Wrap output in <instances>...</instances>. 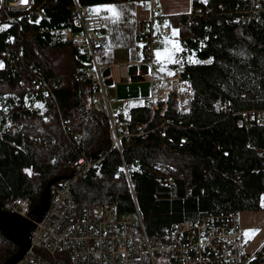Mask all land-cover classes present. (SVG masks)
Returning <instances> with one entry per match:
<instances>
[{
    "label": "trees",
    "instance_id": "16d2710c",
    "mask_svg": "<svg viewBox=\"0 0 264 264\" xmlns=\"http://www.w3.org/2000/svg\"><path fill=\"white\" fill-rule=\"evenodd\" d=\"M78 1L96 6L138 0ZM192 1L191 12L169 15L183 43L174 65L191 90L170 91L165 110H152L146 102L119 112L133 132L123 138L121 151L112 142L110 116L90 100L99 89L86 71L90 60L65 33L81 29L72 19L76 0H32L14 8L0 0V117L4 95L26 93L17 85L9 59L13 51L18 63L37 65L57 82L53 105L33 109L22 97L12 106L13 118L27 127L18 133L6 129L0 137L2 204L22 195L37 207L49 182L62 177L72 181L79 209L139 208L155 236L174 222L209 213L264 209V122L250 117L264 112V0ZM190 56L200 63H190ZM138 124L147 133L138 134ZM37 126L46 137L31 138ZM76 133L83 135L82 145L74 140ZM81 151L96 161L84 175L72 165ZM159 160L180 168L176 183L156 168ZM19 248L0 229V264ZM257 259L264 261V244Z\"/></svg>",
    "mask_w": 264,
    "mask_h": 264
},
{
    "label": "built area",
    "instance_id": "2783aa9c",
    "mask_svg": "<svg viewBox=\"0 0 264 264\" xmlns=\"http://www.w3.org/2000/svg\"><path fill=\"white\" fill-rule=\"evenodd\" d=\"M4 2L8 8H14L28 7L32 0ZM137 3L151 12L149 19L138 29V39L144 46L140 60L121 63L104 60L109 52L104 41L107 11L93 14L89 9L95 5L76 0L72 19L81 29L65 30L68 39L80 47L90 60L87 74L99 86L90 100L110 116L112 142L121 151L123 138L130 137L133 132L127 119L111 109L106 80L111 79L114 83H132L134 80L150 83L151 92L146 100L152 110L160 106L165 110L169 92L177 90L164 74H160L161 63L155 57V50L162 45L161 37L167 34H163V30L172 33V29H175L172 20L162 12L163 4L159 0H143V3L138 0ZM165 23L170 27H165ZM158 24H162L163 30L157 28ZM17 55L13 51L9 59L14 65L13 70L18 72L17 85L26 93L25 97L14 92L4 95L7 103L4 105L6 111L0 117V137L4 136L6 129L18 133L27 127V122L13 118L10 112L14 103H22V97L30 108L37 110L47 102L52 105L57 102L56 80L46 76L37 65L24 67V64L17 62ZM106 68H109L108 74L105 73ZM172 77L179 79L181 74ZM178 98L182 105L188 104V98L181 95ZM250 115L264 122V112L254 111ZM137 128L138 134L147 133L144 124H138ZM46 135L44 128L37 126L31 138L41 139ZM82 136L76 133L73 138L82 145ZM95 163L92 157L81 151L73 159L72 165L79 174L84 175ZM130 166L125 159L124 169L132 183ZM155 166L167 174L169 182L176 183L175 176L180 174V168L164 160L156 161ZM51 186L50 206L40 219L36 218L28 197L18 195L3 204L4 209L35 221L30 237L32 246L16 264H264V261L257 259L258 251L252 252L247 248L248 239L244 233L241 211L209 213L197 219L177 221L165 226L161 234L155 236L148 232L139 208L137 211L120 212L114 205L97 204L79 209L70 179H60ZM132 187L135 193L134 183Z\"/></svg>",
    "mask_w": 264,
    "mask_h": 264
},
{
    "label": "rangeland",
    "instance_id": "374dc122",
    "mask_svg": "<svg viewBox=\"0 0 264 264\" xmlns=\"http://www.w3.org/2000/svg\"><path fill=\"white\" fill-rule=\"evenodd\" d=\"M106 5V4H105ZM107 5H116L118 10L120 11L121 15L118 20H115L111 17V13L107 11L105 18L107 20L106 24V29L105 32H108V34H111L112 36V42L111 44L108 43L109 52H108V59L109 60H114L120 63L121 61L124 62V60L131 59L132 57L134 58H142V54L144 51V46L141 43V41L136 38L137 34L136 29L133 27L134 24V16H135V10L138 8V3H135L134 1H128L122 4L116 3V4H107ZM97 6H103L102 4L96 5ZM135 9V10H134ZM134 13V15H133ZM177 29V28H175ZM163 30V29H162ZM179 30V29H177ZM167 33L166 35H163L161 37L162 39V47H158L155 50V57L157 58V50L160 52V57H159V62L160 64V71L161 69H165L168 65L172 69L170 72L173 74H177V68L173 66L178 60L175 57V53L177 51L174 50L173 44L178 43L181 48H183V43H181V40L179 37L175 38L171 43L165 44L164 40L166 37H171L172 33L165 32L163 30V34ZM176 59V62L173 64H170L172 61ZM180 61V60H179ZM109 68L105 69V73L108 74ZM163 74V71L160 72V74ZM124 83V82H122ZM173 83V87H176L178 90L182 92L190 91L191 86L188 84V82L182 81L180 79L179 83L174 81L170 82ZM107 87V96L109 101H111V109L115 114H118V112L122 110H127V108L133 106L137 101L136 100H125L123 94V90L121 87H119L118 84L114 85H108L106 84ZM138 101H143L142 99H137ZM264 203V199H263ZM246 214H249V212H242L241 213V220L244 228V233L246 234L248 230L250 229H258L259 231L255 232L254 234H248L246 237L248 238L247 241V248L250 249L252 252H257L261 248L262 240L263 237L262 235L264 234V221H257L255 220L256 224L248 226L247 222H253L250 219L246 220ZM247 225V226H246ZM246 226V227H245ZM250 238V239H249Z\"/></svg>",
    "mask_w": 264,
    "mask_h": 264
},
{
    "label": "crops",
    "instance_id": "0c3cea01",
    "mask_svg": "<svg viewBox=\"0 0 264 264\" xmlns=\"http://www.w3.org/2000/svg\"><path fill=\"white\" fill-rule=\"evenodd\" d=\"M159 1L163 4L162 12L164 14H166L167 16L174 15V14H180V13H188V11L191 12L193 10V7H194V2L192 0H159ZM134 13H135V16H134L135 18H134L133 27L136 29V31H138V29L141 26V24L144 23L147 20V18L149 19L151 12H150L149 8H147V7L138 6V8L135 10ZM157 26H158L157 27L158 29L162 30V28H163L162 24H158ZM138 33H139V31H138ZM138 33L136 32V34H137L136 38H138V36H139ZM104 35H105V39H104L105 44H106V46H108V43L111 44V42H112V39H111L112 36H111V34H108V32H105V31H104ZM164 35H166V34H164ZM109 48L110 47L108 46V50H109ZM179 52L180 51H177L175 53V57H176V59L178 61L181 59V57H179ZM108 57L109 56L107 54L106 58L104 60L108 61L109 63L110 62H117V61H114V60H109ZM135 59L136 60H140L142 58H137V57L134 58V57H132L131 59L124 60V62L133 61ZM176 59L174 61H176ZM173 63L174 62H171L170 64H173ZM173 66H175V65H173ZM171 69L172 68L169 67V65H168L163 70V74H164L165 78L168 79L169 83L170 82H174V81L179 83L180 78L178 79V78H173L172 77V76L179 75L178 72H177V74H173V75H169L168 74ZM106 84H108V85L118 84L119 87H121V89L123 90V94L122 95L124 96L125 100H131L132 99V100H136L137 101L135 104H133V106L127 108V110L120 111V112H124V113H128V111L134 106H138V105H142V104L146 103L147 102V100H146L147 96L151 92L150 83L139 81V80H134L132 83H129V82L114 83L111 79H108V80H106ZM170 84L173 85V83H170ZM173 86H175V85H173ZM173 88L177 89L176 87H173ZM137 99H142L143 101H138ZM243 212H249V214L245 215L246 216V220L250 219V220L253 221V222H247L248 226L256 224L255 220L252 219L253 217H254V219H256L259 222L260 221H264V209H261V210H246V211H243ZM262 237H263V239H261L262 240L261 248H262V245L264 244V234L262 235Z\"/></svg>",
    "mask_w": 264,
    "mask_h": 264
},
{
    "label": "water",
    "instance_id": "95a60500",
    "mask_svg": "<svg viewBox=\"0 0 264 264\" xmlns=\"http://www.w3.org/2000/svg\"><path fill=\"white\" fill-rule=\"evenodd\" d=\"M61 178L62 177H57V179H52L49 182L47 192H45L44 198L42 199V204L33 208V212L37 219H40L44 215L48 206H50V197L52 192L51 185ZM34 226V219L30 220L28 217L6 210L0 202V229L3 230L9 238L20 245L18 251H16L5 264L18 263L23 258L27 250L30 249L32 246L30 237Z\"/></svg>",
    "mask_w": 264,
    "mask_h": 264
},
{
    "label": "snow or ice",
    "instance_id": "6c2138e0",
    "mask_svg": "<svg viewBox=\"0 0 264 264\" xmlns=\"http://www.w3.org/2000/svg\"><path fill=\"white\" fill-rule=\"evenodd\" d=\"M141 2L143 3V0H141ZM89 11L91 13H93V14L99 13L101 11H108V12L111 13V17L114 19V21L115 20H118L120 18V15H121V13L118 10V8H117L116 5L97 6V7H94V8L89 9ZM133 15H134V13H133ZM165 27H170V25H168L167 23H165ZM178 34H179V30L172 29L171 37H166L165 40H164V43L165 44L171 43L173 40H175V38L178 37ZM141 47H143V45H141ZM173 48H174L175 51H183V49L179 46L178 43L173 44ZM159 57H160V52H159V50H157V58L159 59ZM172 62H176V61H172ZM189 62L190 63H200V61L194 60L192 58V56L189 57ZM211 62L212 61L209 60V61H206L205 63H211ZM0 67H2V65H0ZM163 70L164 69H161V71H163ZM168 74L169 75H173V73H171V72H169ZM45 95H47V94H45ZM38 107H43V106L42 105H38ZM26 171H29V170H26ZM121 171H123V170H121ZM257 231H259V230L258 229H250V230L247 231L246 235H248V234H254Z\"/></svg>",
    "mask_w": 264,
    "mask_h": 264
},
{
    "label": "bare ground",
    "instance_id": "6f19581e",
    "mask_svg": "<svg viewBox=\"0 0 264 264\" xmlns=\"http://www.w3.org/2000/svg\"><path fill=\"white\" fill-rule=\"evenodd\" d=\"M145 223V222H144Z\"/></svg>",
    "mask_w": 264,
    "mask_h": 264
}]
</instances>
